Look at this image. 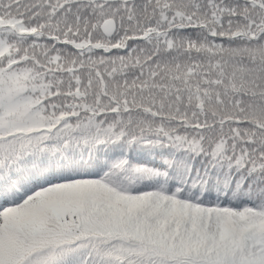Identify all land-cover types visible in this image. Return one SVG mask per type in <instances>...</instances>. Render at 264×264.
Segmentation results:
<instances>
[{"label":"snow or ice","instance_id":"obj_1","mask_svg":"<svg viewBox=\"0 0 264 264\" xmlns=\"http://www.w3.org/2000/svg\"><path fill=\"white\" fill-rule=\"evenodd\" d=\"M0 264H264V0H0Z\"/></svg>","mask_w":264,"mask_h":264},{"label":"trees","instance_id":"obj_2","mask_svg":"<svg viewBox=\"0 0 264 264\" xmlns=\"http://www.w3.org/2000/svg\"><path fill=\"white\" fill-rule=\"evenodd\" d=\"M233 175L236 176L237 178L242 175V173L236 172L235 170H233ZM248 188V184L245 183L243 185V188L240 190V192L238 193L239 195V202L243 203V201L246 199V194H245V190ZM230 194V193H229ZM219 195H221V198L223 199L224 193L221 192L219 193Z\"/></svg>","mask_w":264,"mask_h":264}]
</instances>
